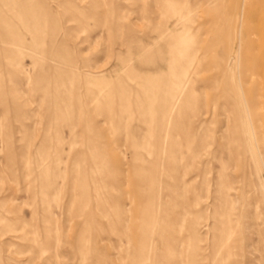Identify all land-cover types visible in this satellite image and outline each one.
<instances>
[{
    "label": "rangeland",
    "instance_id": "obj_1",
    "mask_svg": "<svg viewBox=\"0 0 264 264\" xmlns=\"http://www.w3.org/2000/svg\"><path fill=\"white\" fill-rule=\"evenodd\" d=\"M0 264H264V0H0Z\"/></svg>",
    "mask_w": 264,
    "mask_h": 264
}]
</instances>
